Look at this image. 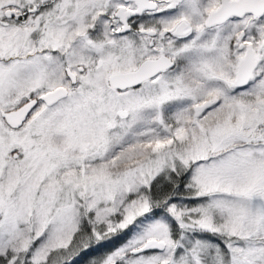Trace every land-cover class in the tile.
<instances>
[{
    "label": "snow or ice",
    "instance_id": "1",
    "mask_svg": "<svg viewBox=\"0 0 264 264\" xmlns=\"http://www.w3.org/2000/svg\"><path fill=\"white\" fill-rule=\"evenodd\" d=\"M0 264H264V0H0Z\"/></svg>",
    "mask_w": 264,
    "mask_h": 264
}]
</instances>
